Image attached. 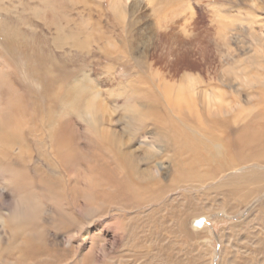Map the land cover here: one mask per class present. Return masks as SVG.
Returning <instances> with one entry per match:
<instances>
[{
	"label": "rangeland",
	"instance_id": "obj_1",
	"mask_svg": "<svg viewBox=\"0 0 264 264\" xmlns=\"http://www.w3.org/2000/svg\"><path fill=\"white\" fill-rule=\"evenodd\" d=\"M45 71L71 160L49 132ZM178 90L190 109L174 106ZM211 90L223 105L202 99ZM13 97L19 116L0 127L13 140L0 138V264H264V187L248 180L264 149L242 158L229 144L264 121L263 0H0V104ZM187 133L224 147L206 176L184 173L173 135ZM120 178L137 192L116 195ZM24 198L35 256L14 227Z\"/></svg>",
	"mask_w": 264,
	"mask_h": 264
},
{
	"label": "bare ground",
	"instance_id": "obj_2",
	"mask_svg": "<svg viewBox=\"0 0 264 264\" xmlns=\"http://www.w3.org/2000/svg\"><path fill=\"white\" fill-rule=\"evenodd\" d=\"M253 1V0H251ZM264 1V0H263ZM231 2V1H230ZM233 2V1H232ZM116 3V2H115ZM118 5V4H117ZM259 6V5H257ZM232 29V28H231ZM238 29V28H237ZM240 29V28H239ZM233 30V29H232ZM234 32V31H233ZM239 32V31H238ZM250 33V32H249ZM234 34V33H233ZM231 34V35H233ZM252 34V33H251ZM255 35V34H254ZM226 36V35H225ZM235 36V35H234ZM233 36V37H234ZM229 38V36H228ZM239 39V37H237ZM231 39H234V38H231ZM255 39V38H254ZM256 39H259L257 38L256 36ZM260 40V39H259ZM258 40V41H259ZM238 42V41H237ZM260 42V41H259ZM236 43V42H235ZM228 44V43H227ZM239 47V46H238ZM40 68V67H39ZM39 72V71H37ZM40 80V79H39ZM41 82L45 88V95H46V99H47V103L45 105V109H47V107L49 106V108H52V107H55V104H56V100H55V96H56V93L57 92V89L53 92L54 90V87H56L55 85L52 86L51 84L54 82V80L52 79V76L50 75V72L48 71H45L44 74L42 75L41 77ZM54 84V83H53ZM79 88H77L76 90H74L75 92L79 93L77 95H80L82 94L81 92L85 89L83 86L81 85H78ZM58 88V87H57ZM208 91V90H207ZM207 91H205V93L203 94V97L202 99L204 100L206 97L207 98V101L210 102V103H213L215 102L216 104V101L220 102L222 101V105H223V100H222V94H221V91L220 92H217L215 91L216 94L212 92H210L209 94L210 95H207ZM182 90H178L176 95H175V98H174V102H175V107L176 106H192L190 105L192 102L190 101V99H188L187 97V100H186V97H184L182 95ZM187 93V92H186ZM202 93V92H200ZM189 94V93H187ZM76 95V96H77ZM83 95V94H82ZM202 96V95H201ZM80 97V96H79ZM82 98V97H81ZM97 99H93V100H90L88 105H87V109L89 111H96L97 110V107L98 109L101 108V106H98L100 104H97ZM202 100V101H203ZM206 100V99H205ZM21 103L20 99L18 100V98L16 99V97H13L11 98L10 100L7 101L6 105L5 106H2L0 104V127L2 126H7L9 125V122L14 119L15 117L19 116L17 114V112L19 113L21 111V108L19 107V103ZM204 102V101H203ZM221 104V103H220ZM18 105V106H17ZM102 105V104H101ZM203 105V103H202ZM208 105V104H207ZM217 106V104H216ZM220 106V105H219ZM229 106V105H228ZM178 107V108H179ZM185 107V108H186ZM192 108V107H191ZM221 108V107H220ZM223 108V107H222ZM227 108V106H226ZM224 107V109H226ZM183 109V108H182ZM181 109V110H182ZM188 109V108H187ZM190 109V107H189ZM16 110V111H15ZM85 110V109H84ZM101 110V109H100ZM103 110V109H102ZM153 110V109H152ZM203 110V109H202ZM205 110H206V107H205ZM219 109H217V112ZM227 110V109H226ZM47 111V118L48 120H52L53 121V124L51 126V128H49V132L51 134V137L53 138V140L57 143V146H56V153L57 155H59L62 159H69L71 160L74 156V150L72 148V145H70V139L67 141L68 139V136H67V133H65V131H62V125L59 123V126L58 128L56 127V124H57V120L58 118L54 117L53 113L51 111H49L48 109L46 110ZM99 111V110H98ZM186 111V110H185ZM183 111V112H185ZM221 111V110H220ZM224 110H222L223 112ZM102 112V111H101ZM178 113H181L178 112ZM186 113V112H185ZM188 113V112H187ZM186 113V114H187ZM221 113V112H220ZM96 114V112H95ZM185 114V115H186ZM96 115H99V114H96ZM225 115V114H224ZM89 116V115H88ZM179 116V115H178ZM216 116V115H215ZM220 116V115H219ZM201 117V116H200ZM223 117V115L221 116V118ZM94 119V117H92ZM183 118V116H182ZM228 118V117H227ZM244 118V117H243ZM219 119V118H218ZM235 119V118H234ZM10 120V121H9ZM20 120V119H19ZM176 120V119H175ZM185 120V119H184ZM183 120V121H184ZM222 120H225V119H222ZM228 120V119H227ZM232 120V119H231ZM167 121V120H166ZM210 121V120H209ZM229 121V120H228ZM238 121V120H237ZM17 122V121H16ZM231 122V121H230ZM240 122V121H239ZM238 122V123H239ZM242 122V121H241ZM240 122V123H241ZM48 123V122H47ZM46 123V124H47ZM246 123V122H245ZM254 122H251V125L250 123H246L244 126L241 127V129L237 130L236 134H233L234 131H233V135L231 134L230 137H233V139H231L229 141V144H230V147H231V151H235V153H237L240 157L242 158H247L249 156H254L255 154L258 153V151L260 150H263L264 149V121L263 123H254ZM183 124V123H182ZM216 124V123H215ZM220 124V123H219ZM11 125V124H10ZM17 125V124H16ZM18 126V125H17ZM68 126V125H67ZM173 126V125H172ZM177 126V125H176ZM232 126V125H230ZM238 126V125H237ZM236 126V128H237ZM10 127V126H9ZM13 127H11L12 129ZM16 128V127H15ZM208 128V126H207ZM220 127H217V129H219ZM10 129V128H9ZM212 129V128H211ZM210 129V130H211ZM215 129V128H214ZM222 130V129H221ZM227 130V129H226ZM213 131V129H212ZM0 132H3V130H0ZM88 132V131H87ZM179 133H181V131H178ZM219 134V132H217ZM221 133V132H220ZM224 133V132H223ZM228 133V132H227ZM1 134V133H0ZM4 132L2 133V135H0V138H2L3 142H6V143H12L13 140L12 139H8L5 137V135H3ZM70 135V133H68ZM216 134V135H218ZM220 135V134H219ZM223 136H225L224 134H222ZM221 135V136H222ZM16 136V135H15ZM210 136V134H209ZM174 137V140H175V143L177 144L178 148L180 149V151L183 153L184 155V158H183V169H184V173H187V175L189 176H195V178H199V177H202L203 175L206 176L205 174V171H204V174L202 172V169H201V166H203V168L205 167V165L207 163L208 160H219V156L221 155L222 157L225 156L226 152L225 150H223V146L218 143V144H215L212 140H203V139H197V138H191L190 137V134H186V135H180V136H177L176 135H173ZM205 138V137H204ZM225 138V137H224ZM228 138V137H227ZM211 139V138H210ZM215 141V140H214ZM221 141V140H220ZM73 143V142H72ZM75 144V143H74ZM76 145V144H75ZM233 145V147H232ZM228 151V150H227ZM229 152V151H228ZM234 153V152H233ZM230 156V155H229ZM228 156V157H229ZM260 156V155H258ZM56 157V156H55ZM183 157V156H182ZM221 157V158H222ZM261 158V157H260ZM77 159V158H76ZM130 159V157H129ZM223 159V158H222ZM221 159V160H222ZM225 159V158H224ZM223 159V160H224ZM252 158H250L251 160ZM182 160V159H181ZM222 160V161H223ZM226 160V159H225ZM230 159H228L229 161ZM54 161V160H53ZM72 161H77V160H72ZM215 161L213 163H215ZM227 161V162H228ZM68 162V161H66ZM64 162V163H66ZM79 162V161H78ZM77 162V163H78ZM130 162L132 163L133 160L130 159ZM212 162V161H211ZM217 162V161H216ZM220 162V161H219ZM224 162V161H223ZM226 162V161H225ZM227 162L225 163V165H227ZM251 162V161H250ZM253 162V161H252ZM251 162V163H252ZM212 163V164H213ZM239 163V162H238ZM5 164V163H3ZM74 164V163H73ZM204 164V165H203ZM231 164H232V161H231ZM254 164V163H253ZM256 164V163H255ZM129 165H131L129 163ZM128 165L129 167V171L132 173V169L130 168V166ZM214 165V164H213ZM230 165V164H228ZM227 165V166H228ZM132 166V165H131ZM211 166V165H210ZM218 166V165H217ZM258 166V165H257ZM124 167V166H123ZM133 167V166H132ZM220 167H222V164L220 165ZM263 167V166H262ZM53 169V168H52ZM206 169V168H204ZM219 169V168H218ZM221 169V168H220ZM219 169V170H220ZM156 170V169H154ZM210 170V169H209ZM208 170V171H209ZM230 170V169H229ZM212 171V170H211ZM222 171V169L220 170V172ZM175 172V171H173ZM223 172V171H222ZM211 173V172H210ZM125 174V173H124ZM133 174V173H132ZM21 175V172L17 171V173L15 172H11L10 171V174H9V179H14L16 176H20ZM106 175V174H105ZM127 175V174H126ZM186 175V174H185ZM219 176V175H218ZM104 177V175H103ZM128 177V176H127ZM209 177V176H207ZM104 178H107V177H104ZM126 178V177H125ZM121 179V178H120ZM131 179V178H130ZM194 179V178H193ZM204 179V177H203ZM206 179V178H205ZM208 179V178H207ZM123 181L122 182H116L118 183L119 185V188H115V190L117 192L116 195H120V196H125L127 195L126 194V191H135L137 192V190L135 189V186L132 185L131 181L129 180L130 183H128L125 179H121ZM191 180V178H190ZM196 180V179H195ZM202 180V179H200ZM248 180H255L254 182H251V183H255L256 184V187L259 188V187H264V169L261 171H255L254 169L253 170H248ZM192 181V180H191ZM67 182V181H66ZM188 182V181H187ZM205 182V181H204ZM250 182V181H249ZM9 183H11L9 181ZM83 183V182H82ZM12 184V183H11ZM141 184V183H139ZM144 185H142L143 187ZM255 186V185H254ZM253 188V187H252ZM93 190V189H92ZM96 190V189H95ZM113 190V188H112ZM254 191V190H253ZM252 191V192H253ZM260 191V190H259ZM134 192V193H135ZM141 192V191H140ZM10 193V191H9ZM142 193V192H141ZM1 194V193H0ZM115 195V196H116ZM152 195V194H151ZM263 196V195H262ZM113 197V195H112ZM119 197V196H118ZM107 198V197H106ZM125 198V197H124ZM71 199V198H70ZM112 199V198H111ZM134 199V198H133ZM25 200V201H24ZM23 201L20 202L18 208H17V211L15 213V219L17 220V222H15V228L21 230L19 233H21L22 235L24 234V231H27L28 233V236H31V239L32 240H29L28 243L25 244V247H26V251L22 252V255H25V254H30V255H36L38 254V250L40 249L39 246H37L36 244V240L34 238V233L32 232V228L30 229V215H28L27 217L25 216V214H27L24 210L26 208V206L28 205V202L26 201V199L24 198ZM110 200V199H109ZM113 200V199H112ZM120 200V199H119ZM121 201V200H120ZM261 204V203H260ZM72 205V204H71ZM263 206V205H261ZM71 207V206H70ZM99 208V207H98ZM34 210V207L33 205L31 204V212H28V213H32V211ZM255 211V210H254ZM259 214V213H258ZM75 226V225H74ZM80 229V228H79ZM78 229V230H79ZM185 235V234H184ZM53 244V243H52ZM29 256V255H28Z\"/></svg>",
	"mask_w": 264,
	"mask_h": 264
}]
</instances>
